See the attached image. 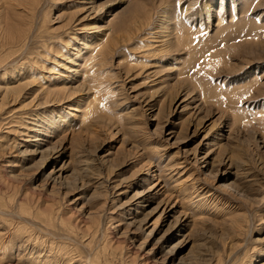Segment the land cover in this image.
I'll list each match as a JSON object with an SVG mask.
<instances>
[{"label": "rangeland", "instance_id": "obj_1", "mask_svg": "<svg viewBox=\"0 0 264 264\" xmlns=\"http://www.w3.org/2000/svg\"><path fill=\"white\" fill-rule=\"evenodd\" d=\"M90 2L0 0V264H263L264 0Z\"/></svg>", "mask_w": 264, "mask_h": 264}, {"label": "bare ground", "instance_id": "obj_2", "mask_svg": "<svg viewBox=\"0 0 264 264\" xmlns=\"http://www.w3.org/2000/svg\"><path fill=\"white\" fill-rule=\"evenodd\" d=\"M88 3H86L87 5H89L90 6V4L92 5V3L94 2V1H92V3L90 2L91 0H86ZM94 4V3H93ZM94 5H92L91 7L92 8H86L85 10H86V12H89V11H91V10H94L95 8L93 7ZM86 18V17H85ZM175 24V23H174ZM156 38V37H155ZM164 38V37H163ZM169 38V37H168ZM91 48V47H90ZM88 51H90V50H88ZM93 53V52H92ZM7 89H9L8 91H17V89H15V87H13V88H7ZM55 101V100H54ZM179 101V100H178ZM52 103H55V102H53V100L52 101H48V100H46L45 102H43L42 104H41V107L42 106H47L48 104H52ZM58 103V102H57ZM178 103V102H177ZM182 104H183V102H182ZM177 105V104H176ZM39 106H40V104H39ZM179 106V105H178ZM177 107V106H176ZM175 107V108H176ZM177 109V108H176ZM30 121H28V125L27 124H25V127H23V128H25V129H23V130H25V131H28V132H32V136L30 135V136H28V134H25V133H18V134H21L22 136H27V137H29L28 139H29V141H26V145H28V143L31 145V146H33V148H30V149H28V148H25V145H24V143H19V144H14L15 146H10L9 147V145L8 146H6V147H4V148H6L7 150L8 149H10L11 147H12V149L14 150V149H16V151H18V152H20V154H22V155H35V156H41V158H42V160H44V162H45V160L47 161V162H54V161H60V159L63 157H65V153L63 152V148H53V147H49L48 146V144L50 143V140H47L46 138H51L52 136L50 135V134H48V133H50V129L48 128L49 126L48 125H46V124H43V123H47V122H44L43 121V123L41 124V119L39 118V115L37 114V115H33L30 119H29ZM20 129V128H19ZM24 131V132H25ZM15 132V131H14ZM45 132H47L46 134H44ZM27 133V132H26ZM18 136V135H17ZM41 136L42 137H44L43 139L41 138ZM209 138H210V136L209 135H206L205 137H204V142H206V141H209ZM11 145V144H10ZM61 146V145H60ZM9 147V148H8ZM3 148V149H4ZM25 148V150H23ZM12 149H10L11 151H12ZM27 149V150H26ZM23 150V151H22ZM212 152V151H211ZM211 153H208L207 155H205L206 157H204V158H208L209 157V155H210ZM91 160V159H90ZM89 160V161H90ZM93 162H94V160H92ZM93 162H90V163H92L93 164ZM71 162H67V163H64L63 164V166H61L60 167V169L58 170V171H55V170H53L51 173H50V180L52 181V182H54L55 184H60V185H63V184H68V183H70V182H66L67 181V178L68 179H70V177H72V176H69V173L71 172V170H70V164ZM83 163V162H82ZM88 163V162H87ZM96 163V162H95ZM206 164H207V162H206ZM83 165H85V164H83ZM94 165V164H93ZM19 166V165H18ZM82 166V165H81ZM84 167V166H83ZM85 168H86V166H85ZM90 168V167H89ZM80 169H82V167L80 168ZM90 169H92V168H90ZM79 170V169H78ZM89 171H87V173H88ZM75 173V171L74 170H72V174H74ZM80 173H81V170H80ZM71 174V175H72ZM77 174H78V172H77ZM74 175H76V174H74ZM82 175V174H81ZM88 175V174H87ZM95 176V175H94ZM88 177V176H87ZM86 177V178H87ZM90 177V176H89ZM91 177H93V176H91ZM99 177V176H98ZM73 178V177H72ZM85 178V177H84ZM84 178H82L81 180H83ZM95 177H93V179H94ZM97 178V177H96ZM76 180H77V178H76ZM79 180V179H78ZM89 180V179H88ZM74 181V180H73ZM107 181V180H106ZM107 182H109V181H107ZM75 183V182H74ZM99 183H101V182H99ZM98 184V183H97ZM104 184V183H103ZM103 184L101 183L100 185H102L103 186ZM70 185V184H69ZM85 185V184H84ZM104 185H106V182H105V184ZM83 186V185H82ZM86 186V185H85ZM112 186V185H111ZM114 186V185H113ZM84 187V186H83ZM115 187H117V188H115ZM115 187H113V189L115 188L116 190L117 189H120V185H118V183L116 184V186ZM156 187H158V185L157 184H155L154 185V187L153 188H150L149 189V191L147 190V193L146 192H143V194H139L138 196H136L135 198L137 199V200H140L138 203H137V205H135L134 207H139V205H141V206H143L142 208H144L145 210H146V208L147 207H149L150 206V203H152V201H154V198H155V195H153V194H151V193H149V192H151L152 191V189H154V188H156ZM107 189V188H106ZM105 189V190H106ZM112 189V188H111ZM112 189V190H113ZM110 190V189H109ZM109 190H108V192H109ZM107 191V190H106ZM119 191V190H118ZM107 192V193H108ZM111 193V192H110ZM146 193V194H145ZM156 193H158V192H156ZM155 193V194H156ZM116 194V193H115ZM114 195V194H113ZM157 195V194H156ZM113 200V199H112ZM115 200V199H114ZM114 202V201H113ZM139 204V205H138ZM163 205H160L153 213H155V215H157V214H160L159 215V217H158V223L156 224V225H154V228L152 229V231L150 232V236H153L154 234H156V232H157V227L159 226V225H163V224H165V222L169 219V217H170V214H171V210L172 209H174V206L173 207H170V205L169 204H167V203H162ZM132 207V206H131ZM136 209V208H135ZM134 209V210H135ZM132 210H127L126 212H131ZM125 212V213H126ZM123 213V212H122ZM131 214V213H130ZM128 215V214H127ZM132 215V214H131ZM154 215V214H153ZM154 215V216H155ZM127 219V218H126ZM148 219V218H147ZM147 219H146V221H144L143 223H141L140 225H139V227L141 228L142 226H147L149 223H150V221H147ZM135 220V219H134ZM136 222V221H135ZM132 224H134V221H133V223ZM131 224V225H132ZM130 226V225H129ZM134 226V225H133ZM137 226V225H136ZM175 227V225L172 227V228H174ZM263 264H264V262H263Z\"/></svg>", "mask_w": 264, "mask_h": 264}]
</instances>
